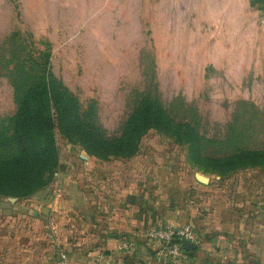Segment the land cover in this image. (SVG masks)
<instances>
[{"label": "rangeland", "instance_id": "1", "mask_svg": "<svg viewBox=\"0 0 264 264\" xmlns=\"http://www.w3.org/2000/svg\"><path fill=\"white\" fill-rule=\"evenodd\" d=\"M218 1L221 14L210 7L199 16L191 6L166 16L170 30L151 32L124 31L118 11L95 13L93 3L79 15L77 0H0V142L12 137L21 107L26 125L42 110L54 123L57 164L49 185L25 201L39 215L19 239L32 264H52L58 251L71 262L72 241L86 233L68 230L77 204L84 215L86 205L104 212L109 189L140 187L154 202V226L188 224L197 233L194 249L162 254L164 262L264 264V32L250 0ZM184 23L199 46H167ZM140 36L154 46L134 45ZM130 120L149 124L132 156L98 158L83 144L90 136L135 139L123 133ZM58 192L66 215L49 222L44 206ZM8 206L3 199L0 229L20 231ZM57 224L66 232H52Z\"/></svg>", "mask_w": 264, "mask_h": 264}, {"label": "crops", "instance_id": "2", "mask_svg": "<svg viewBox=\"0 0 264 264\" xmlns=\"http://www.w3.org/2000/svg\"><path fill=\"white\" fill-rule=\"evenodd\" d=\"M78 14L85 15L89 13L88 9L94 5L95 13H110L112 15L120 13V21H122L123 26H121L124 31H143L150 30L154 32L160 28L166 27L170 30L171 21L166 19V16L172 11L175 14H180L183 12H191L190 7L194 6L195 12L201 16V14H206L207 8H214L215 14H221L222 8L221 3L218 0H77ZM72 4L76 3V0H71ZM209 6V7H208ZM253 23L256 25V8H253ZM163 16L162 18H159ZM161 22V25H160ZM180 20L177 22L180 24ZM174 26V29L185 31L183 35L179 36L175 33L173 36L168 34V39L166 40L167 46L175 47H191L199 46L193 42L192 37L187 36L186 30L189 31V27H186L185 23L183 26ZM162 26V27H161ZM257 26V25H256ZM258 28V27H257ZM96 30H102V26L94 27ZM259 29V28H258ZM136 38V37H135ZM138 39V38H137ZM154 39V36H152ZM141 42L135 43L134 45L143 46L150 45L154 46V42L147 44L143 41V37L140 36ZM164 43H156L157 46L163 45ZM183 52L184 55L187 54L189 57L191 54ZM206 56V52L203 51ZM193 55L190 56L191 59ZM61 190V189H60ZM41 191V190H40ZM64 191V190H63ZM61 191V192H63ZM133 191V192H132ZM144 189L137 188L131 191L120 189V193H116V190L109 189L107 199L104 204V212L94 210L90 213V209L86 205L85 215L82 214L84 208L78 204L73 208L74 216L68 218L73 223L72 228L68 229L70 232H86L85 237L76 238V241H72L71 245L76 248L72 249L71 252V264H172L170 261L164 262L161 259L162 254L165 256L164 250L159 248L155 243H151L144 236V230L147 224L154 225L157 223L158 217L154 215L155 210L150 206L154 205V202L150 201L146 204ZM39 192V191H38ZM67 192V190H66ZM138 192L140 196L138 201H133L132 203L126 202V196L128 193L136 194ZM147 194V193H146ZM61 194H57L55 202L52 201L50 204H45L43 217L49 222L55 221L57 218L64 217L66 215L62 207H58L59 198ZM154 196V195H153ZM47 197V196H46ZM49 197V196H48ZM62 197V196H61ZM125 197V198H124ZM3 199L9 204V208L16 215L19 227L6 232L0 229V239H6L4 246H0V264H32V260H35L36 256L33 257L30 254V249L24 247V240L19 241L21 236L29 235V228L32 224L31 218H38V212L31 209L25 201L29 198H16V197H0V213L2 212ZM31 200V199H30ZM48 201L46 200V203ZM44 203V202H43ZM62 205V204H61ZM77 207V208H76ZM137 207V208H136ZM136 208L137 210L135 211ZM20 209L19 212H16ZM92 209H96L93 207ZM131 209V213L129 212ZM56 211V212H55ZM87 212V213H86ZM89 213V216L87 215ZM33 214L34 216H31ZM30 215V216H29ZM12 217V216H11ZM85 218V221H84ZM148 225V226H149ZM142 227L144 230L142 231ZM52 232L56 235L58 233H65V229L62 226L52 225ZM196 232V231H195ZM197 234V233H196ZM75 240V239H74ZM130 241L131 247L129 250H124L121 248L123 241ZM20 243L22 247L19 248ZM29 243V242H28ZM156 247V248H155ZM157 249V250H156ZM160 249V250H159ZM159 257H158V256ZM184 257V256H183ZM37 264V262H33Z\"/></svg>", "mask_w": 264, "mask_h": 264}, {"label": "trees", "instance_id": "3", "mask_svg": "<svg viewBox=\"0 0 264 264\" xmlns=\"http://www.w3.org/2000/svg\"><path fill=\"white\" fill-rule=\"evenodd\" d=\"M43 101L47 105V101ZM27 116L24 107H21L12 120V137L0 142V196L3 197L28 198L44 189L49 185L57 164V151L51 133L54 125L52 118L42 110L39 120L26 125L24 118ZM136 116L137 113L133 115L134 118ZM152 119L153 117L150 120ZM128 123L123 133L136 134L135 139L129 136L106 140L90 136L86 137L83 144L98 158L104 153H107L105 157H130L135 152L137 140L149 124L132 120ZM95 133L88 132L86 135Z\"/></svg>", "mask_w": 264, "mask_h": 264}, {"label": "built area", "instance_id": "4", "mask_svg": "<svg viewBox=\"0 0 264 264\" xmlns=\"http://www.w3.org/2000/svg\"><path fill=\"white\" fill-rule=\"evenodd\" d=\"M256 25L264 32V7H256ZM145 238L151 243L159 245L168 257H177L181 255L184 241L191 243L197 241V235L192 226L184 225H150L144 230ZM130 241H123L121 248L129 250ZM52 264H71L70 258L65 251H58Z\"/></svg>", "mask_w": 264, "mask_h": 264}, {"label": "water", "instance_id": "5", "mask_svg": "<svg viewBox=\"0 0 264 264\" xmlns=\"http://www.w3.org/2000/svg\"><path fill=\"white\" fill-rule=\"evenodd\" d=\"M258 5H260L261 7H264V0H250V6L256 7ZM195 178L203 184H206L208 182L206 177L198 173L195 174ZM183 245L186 250H192L195 248V245L189 241H184ZM230 264H235V263H230Z\"/></svg>", "mask_w": 264, "mask_h": 264}]
</instances>
